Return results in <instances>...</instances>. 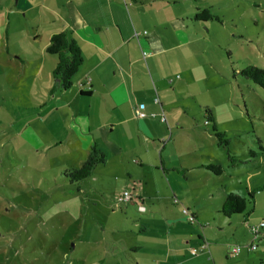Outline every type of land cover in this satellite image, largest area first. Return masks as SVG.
<instances>
[{
	"label": "rangeland",
	"instance_id": "obj_1",
	"mask_svg": "<svg viewBox=\"0 0 264 264\" xmlns=\"http://www.w3.org/2000/svg\"><path fill=\"white\" fill-rule=\"evenodd\" d=\"M1 1L0 264H102L106 243L116 255L105 264H160L149 249L139 255L130 250L151 244L152 238L158 239L161 254L175 248L150 220L152 214L138 213L134 200L119 201L124 192L136 198L133 185L154 199L157 209L170 208L173 190L198 206L200 220L195 225L181 220L185 226L180 228L186 233L182 238L193 235L197 241L201 234L208 239L210 249L197 255L202 264H264V228L256 240L250 232L264 222V89L241 74L249 66L264 70V0H198L219 21L197 23L202 46L192 54L185 49L168 55L160 68L165 80L153 91L154 107L135 113V119L152 123V145L134 149L128 133H119V143L127 148L117 155L101 142L108 162L79 183L65 173L87 159L91 137L71 126L61 133L69 138L55 146L57 134L48 119L56 117L52 95L61 91L54 80H31V68L20 78L21 61L14 59L39 55L50 28L48 13L36 6L14 13L26 7L24 0L18 7V0ZM44 112L52 116L43 118ZM63 119L68 130L71 120ZM75 123L79 129L86 126L85 120ZM214 126L227 147L218 145ZM164 144L171 162L203 166L190 173L187 184L174 175L166 178L160 165H135L148 151L157 161ZM210 164L220 165L223 173L209 171ZM230 193L252 198L249 214L230 219L220 213ZM252 240L257 249L248 251ZM236 247L241 253L230 257Z\"/></svg>",
	"mask_w": 264,
	"mask_h": 264
},
{
	"label": "crops",
	"instance_id": "obj_2",
	"mask_svg": "<svg viewBox=\"0 0 264 264\" xmlns=\"http://www.w3.org/2000/svg\"><path fill=\"white\" fill-rule=\"evenodd\" d=\"M24 2L26 7L23 4L25 8L15 10L14 13L26 14L36 6L38 12L48 13L46 18L49 20L47 25L50 28L39 55L27 60L21 59L18 55L14 57L15 60L21 61L20 78L27 68H31V80H54L57 86L53 72L58 57L47 54L46 48L51 37L60 32H71L84 59L73 79L72 88L68 91L58 88L61 94L52 95V102L57 101L55 108L52 109L56 117L54 120L48 119V123L57 134L55 146L64 144V140L69 137H64L61 133L63 130L69 133L72 126L80 133L91 137L90 140L93 141L91 147L96 145L102 152L105 147L101 142H104L105 146H109L117 155L123 154L127 146L119 143L118 134L125 132L128 134L124 135L130 139L134 149L143 146L149 149L152 145L150 134L153 125L149 120L135 119L134 115L142 106L154 107L153 91L165 80V74L162 75L160 68H165L163 63L166 62L168 55L185 49L187 53L192 54L202 46L201 41L204 39L198 32L197 23L205 22L195 20L194 16L205 7L198 4V0H24ZM31 2L34 5H31ZM19 4L20 0L17 7ZM9 50L7 46L5 51L8 56ZM44 114L43 118L52 116L49 113ZM63 118L71 120L68 123V130H65L66 122ZM77 120H85L84 129H79L75 123ZM57 128L61 130L56 131ZM95 134L98 136L100 134L102 140L100 141ZM167 151L168 145H161L157 161L149 157L148 151L135 165L144 168L151 163L157 169L160 165L166 178L174 175L183 185L190 180V173L203 167L196 163L185 168L181 163H173L167 158ZM120 164L125 165L123 159ZM155 188L159 191L169 190L167 186L165 190L158 186ZM171 188L174 189L172 186ZM132 189L136 194L135 199L140 200L139 202L134 199L133 202L138 213L142 204L145 212L140 213L152 214L150 220L159 226L165 240L175 245L173 250L161 254L157 249L158 239L152 238L151 244L146 243L147 247L146 244L132 247L130 250L133 254L139 255L145 249H149L153 252L151 256L157 258L160 264H202L204 259L197 255L210 249L208 239L201 234L196 235L197 241L193 235L182 238L186 233L180 228L185 226L181 220L188 222L182 213L184 208L195 215L197 222L200 220L198 206L188 198L182 197V194L177 195L179 191L173 190L174 200L171 202L173 204L169 205L170 208L157 209L154 199L143 196L145 194L143 190L142 192L136 190L135 185ZM175 200H178L177 203H174ZM189 233H192L190 229ZM204 245L208 247L203 248ZM104 247L106 252L102 264L112 261L115 254L107 243ZM193 249L197 250L196 255L192 254ZM154 251L158 252L154 254Z\"/></svg>",
	"mask_w": 264,
	"mask_h": 264
},
{
	"label": "trees",
	"instance_id": "obj_3",
	"mask_svg": "<svg viewBox=\"0 0 264 264\" xmlns=\"http://www.w3.org/2000/svg\"><path fill=\"white\" fill-rule=\"evenodd\" d=\"M194 19L203 22L219 21V19L208 9L199 11L194 16ZM46 52L49 55H55L58 57V62L53 72L57 82V87L62 91L70 90L73 86V79L78 73L84 60L81 50L71 32L64 31L54 34L50 39ZM241 74L264 89L263 69L255 66H249L242 70ZM208 121L214 122L212 117H209ZM213 132L218 140V145L220 147H227L228 141L225 139L224 134L217 130L216 126L213 127ZM106 160V154L96 145H93L84 163L78 169L67 171L65 175L70 179L71 183L82 182L83 180L91 177L94 169L98 165L105 164ZM205 167L215 175L219 176L223 173L220 165L210 164ZM252 203V198L251 200H247L239 195L230 193L225 197L220 213L227 218L244 214L247 212L249 205ZM247 213L249 214V212Z\"/></svg>",
	"mask_w": 264,
	"mask_h": 264
},
{
	"label": "built area",
	"instance_id": "obj_4",
	"mask_svg": "<svg viewBox=\"0 0 264 264\" xmlns=\"http://www.w3.org/2000/svg\"><path fill=\"white\" fill-rule=\"evenodd\" d=\"M123 1H126V0H123ZM156 102H158V101H156ZM140 116L141 117H145L144 114H141ZM132 200H134V198L132 197V194L130 192H124L123 195L119 197V201L121 203H128V202H130ZM135 200L140 202V200H138V199H135ZM177 201L178 200H175L174 203H177ZM139 211L140 212H145V208H144V206L142 204H140V206H139ZM182 213L186 216V218H187L189 223H191V224L197 223V219H196L195 215L192 214L188 209L184 208L182 210ZM263 228H264V222H261V223H259L256 226L250 227V232L252 234L253 239L256 240L258 238V236L260 235V230L263 229ZM254 242L255 241L252 240L251 244L247 247L248 251H255L257 249V246L254 244ZM206 247H208V246H206V245L203 246V248H206ZM241 250H242L241 247H236L233 250H231L228 255L230 257H238L239 254L241 253ZM192 254L196 255L197 254V250L193 249L192 250Z\"/></svg>",
	"mask_w": 264,
	"mask_h": 264
}]
</instances>
